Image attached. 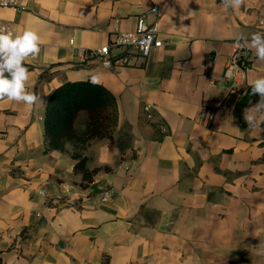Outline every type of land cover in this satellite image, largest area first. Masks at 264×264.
Returning a JSON list of instances; mask_svg holds the SVG:
<instances>
[{
	"label": "crops",
	"instance_id": "crops-1",
	"mask_svg": "<svg viewBox=\"0 0 264 264\" xmlns=\"http://www.w3.org/2000/svg\"><path fill=\"white\" fill-rule=\"evenodd\" d=\"M16 1L0 21L44 43L25 65L38 101H0V264H264V113L259 95L238 106L264 62L246 48L245 78H223L235 43L264 32V0L235 12L220 0ZM141 14L162 46L104 66L96 49ZM93 76L116 96L118 124L84 149L99 168L85 183L70 154L44 151L43 116L61 81ZM86 122L82 110L75 125Z\"/></svg>",
	"mask_w": 264,
	"mask_h": 264
},
{
	"label": "trees",
	"instance_id": "trees-1",
	"mask_svg": "<svg viewBox=\"0 0 264 264\" xmlns=\"http://www.w3.org/2000/svg\"><path fill=\"white\" fill-rule=\"evenodd\" d=\"M248 61H246V64ZM253 96L250 84L246 86L238 106ZM87 112L86 126L75 125L80 111ZM118 124L116 96L101 83L93 84L91 77L67 79L55 86L45 100L43 116L44 151L58 150L70 154L76 162L74 170L83 174L88 183L99 168L89 170L84 149L96 140L111 139ZM264 129V120L261 121Z\"/></svg>",
	"mask_w": 264,
	"mask_h": 264
},
{
	"label": "clouds",
	"instance_id": "clouds-1",
	"mask_svg": "<svg viewBox=\"0 0 264 264\" xmlns=\"http://www.w3.org/2000/svg\"><path fill=\"white\" fill-rule=\"evenodd\" d=\"M9 0H0V5L7 6ZM245 0H220V6L225 11H238ZM242 41V43H241ZM238 47L254 50L259 61L264 62V32L252 33L250 38L241 37ZM44 41L33 29L14 32L5 26H0V101L7 100L24 104L31 108L39 97L28 88L31 73L26 63L35 60L41 51ZM93 84L99 83V77L91 78ZM251 93L259 95V101L253 106L257 113H264V77L250 83ZM244 118L249 127L258 126L256 119L249 115V109L244 110Z\"/></svg>",
	"mask_w": 264,
	"mask_h": 264
},
{
	"label": "built area",
	"instance_id": "built-area-1",
	"mask_svg": "<svg viewBox=\"0 0 264 264\" xmlns=\"http://www.w3.org/2000/svg\"><path fill=\"white\" fill-rule=\"evenodd\" d=\"M4 6V5H0ZM8 7L18 8L20 5L16 0H9ZM156 10V6L152 7V11ZM0 26H5L13 31L9 22L0 21ZM73 39H70V43ZM242 43V42H241ZM163 41L158 37V29L155 21H148L145 14L137 17L135 26L130 30L115 29L112 32L111 40L96 49V53L100 62L106 66L111 67L115 64L127 63L132 55V51L141 57L148 56L153 50L161 47ZM112 49H118L120 52L114 54ZM250 58V53L245 47H238L237 42L233 53L228 57L223 72V78L227 81L238 82L245 78V70L247 67L246 61ZM151 105L146 104L144 110L148 113ZM64 193L55 195V198H62ZM44 194V191H40ZM114 189L110 185H106L102 190L100 200L106 201L112 194Z\"/></svg>",
	"mask_w": 264,
	"mask_h": 264
}]
</instances>
